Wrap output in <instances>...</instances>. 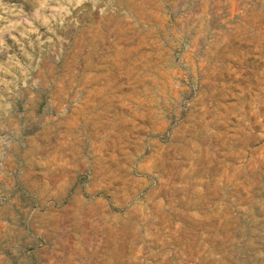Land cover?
Returning <instances> with one entry per match:
<instances>
[{
  "label": "rangeland",
  "instance_id": "rangeland-1",
  "mask_svg": "<svg viewBox=\"0 0 264 264\" xmlns=\"http://www.w3.org/2000/svg\"><path fill=\"white\" fill-rule=\"evenodd\" d=\"M0 264H264V0H0Z\"/></svg>",
  "mask_w": 264,
  "mask_h": 264
}]
</instances>
